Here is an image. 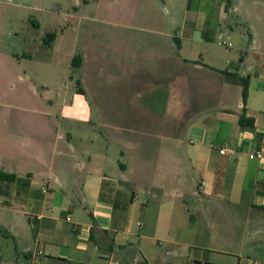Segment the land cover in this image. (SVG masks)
I'll list each match as a JSON object with an SVG mask.
<instances>
[{"label":"crops","instance_id":"1","mask_svg":"<svg viewBox=\"0 0 264 264\" xmlns=\"http://www.w3.org/2000/svg\"><path fill=\"white\" fill-rule=\"evenodd\" d=\"M231 7L250 45L211 63L178 36L94 16L39 34V59L0 49V170L16 175L0 195V264L40 249L44 264H264V169L250 156L264 150V0H226L220 16ZM62 38L79 85L61 95Z\"/></svg>","mask_w":264,"mask_h":264},{"label":"rangeland","instance_id":"2","mask_svg":"<svg viewBox=\"0 0 264 264\" xmlns=\"http://www.w3.org/2000/svg\"><path fill=\"white\" fill-rule=\"evenodd\" d=\"M237 1L241 3L245 0ZM84 2V0H0V49L3 46L11 51L26 49L39 59V50L35 48V39L39 34L45 35L46 31H56V29L71 34L77 31L80 24H91L86 20L90 16L106 17L108 21H116L119 23L118 27H115L116 30H123L125 27L132 28L135 32L152 29L178 36L184 43L185 55L199 58V51L202 49L210 63L214 56L219 54L233 56L239 47L250 45L249 25L237 11L231 7L229 9L231 13L226 19L220 16V6L226 0ZM36 22L40 24L38 28L34 25ZM202 35H209L212 39L208 41L212 43L192 41L195 37L201 38ZM138 38L135 36V40ZM155 38H160L161 43L164 41L168 47L167 37L150 34V41ZM189 39H191L190 43ZM220 40L232 42V47L220 44ZM174 44L177 48L176 39ZM76 48L74 38H68L67 41L62 38L54 50L51 88L61 95L71 89L76 90L79 85L77 72L71 70V57H74ZM166 51L169 52L170 49ZM23 62L30 63L27 58H23ZM13 83L17 84V81ZM6 87L8 91L12 84L2 85V89Z\"/></svg>","mask_w":264,"mask_h":264},{"label":"trees","instance_id":"3","mask_svg":"<svg viewBox=\"0 0 264 264\" xmlns=\"http://www.w3.org/2000/svg\"><path fill=\"white\" fill-rule=\"evenodd\" d=\"M230 3V1H228ZM52 36L55 35V33L51 34ZM77 58H73V64H76ZM248 98V81L247 79H243V100L246 104ZM239 121L243 127L247 128H254L255 127V120L253 117L247 116V108L244 107L242 113L240 114ZM16 178V175L10 174L4 171L0 170V195L6 194L7 189L4 187V183H10L13 182Z\"/></svg>","mask_w":264,"mask_h":264},{"label":"built area","instance_id":"4","mask_svg":"<svg viewBox=\"0 0 264 264\" xmlns=\"http://www.w3.org/2000/svg\"><path fill=\"white\" fill-rule=\"evenodd\" d=\"M221 43L227 46H231V43H228L227 41H222ZM220 151L222 154H225L227 152V147L225 146L224 148H221ZM250 156L259 159L262 162L261 167L264 169V150L263 148L251 150ZM1 206H2V203L0 202V207ZM68 219H70V217H68ZM43 254H44V251L40 249L31 258L20 260L18 264H44V261L41 258Z\"/></svg>","mask_w":264,"mask_h":264}]
</instances>
